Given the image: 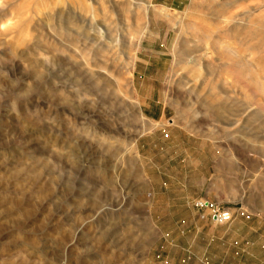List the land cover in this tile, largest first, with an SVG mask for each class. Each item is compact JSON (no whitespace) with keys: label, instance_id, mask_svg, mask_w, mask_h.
<instances>
[{"label":"rangeland","instance_id":"374dc122","mask_svg":"<svg viewBox=\"0 0 264 264\" xmlns=\"http://www.w3.org/2000/svg\"><path fill=\"white\" fill-rule=\"evenodd\" d=\"M260 36L264 0H0V264H264Z\"/></svg>","mask_w":264,"mask_h":264},{"label":"bare ground","instance_id":"6f19581e","mask_svg":"<svg viewBox=\"0 0 264 264\" xmlns=\"http://www.w3.org/2000/svg\"><path fill=\"white\" fill-rule=\"evenodd\" d=\"M67 21L69 22V20H67ZM101 24H102V22H101ZM101 30H102L101 28H98L99 32H101ZM65 31L67 32V30H65ZM232 33H233V35H235V37H237V38L240 37V29L239 28L235 29ZM66 34H68V33H66ZM100 36L102 37V35H100ZM260 38H261V40H263L264 37L260 36ZM122 47H123V45H122ZM226 50H227L226 51L227 53L225 54V58L231 60L232 56L234 57V59H236L238 57L237 53L235 51L231 50V48H229L228 46L226 47ZM128 52L125 53V57L121 60V63H127V61L131 59L130 54ZM186 55H187L186 53H183V56H186ZM220 61H223V60H220ZM222 66L225 67L224 64ZM86 67L89 70L92 69V67L101 68V69L103 68V70H105V74H103V75L98 74V73L97 74L96 73L93 74V76H97V77L94 78L95 80L89 86L90 87L89 90H90L91 94H94L97 91H99L100 93H107L108 92L107 89L112 87V91L110 90V92L112 94H114V95H115V93H117L118 99L122 100L123 102H126L128 100L129 94H130L129 85H128V83H124V84L120 83V82H122L120 80H123L122 79L123 76L121 75L120 71L117 68V62L116 61H113V60L104 61V60L99 59V57H97L96 60L93 61V63H90V64L87 63ZM227 67L230 68V75L229 76H233L234 82L236 84H242L241 80H242V76H244V72L242 71V67L240 65H238L237 63H234L233 65L232 64L231 65H227ZM193 72L194 71L191 70L190 73H193ZM80 76H82V75H80ZM125 82H127V81H125ZM120 92H121V94H120ZM140 117H141V119L144 122V126L147 127V128L151 127V129H155V128L159 127V126H162V125L166 124L164 122L159 123V124H155V123L149 122V121H148L149 122L148 123L146 121L147 119H145L143 114H141ZM112 133H114V132L112 131ZM106 135H108V137L106 139L112 138V137L109 136V134H106Z\"/></svg>","mask_w":264,"mask_h":264},{"label":"built area","instance_id":"2783aa9c","mask_svg":"<svg viewBox=\"0 0 264 264\" xmlns=\"http://www.w3.org/2000/svg\"><path fill=\"white\" fill-rule=\"evenodd\" d=\"M195 207L199 210H206L210 221L217 226L227 225L234 219V213L231 209L208 199L196 201Z\"/></svg>","mask_w":264,"mask_h":264},{"label":"crops","instance_id":"0c3cea01","mask_svg":"<svg viewBox=\"0 0 264 264\" xmlns=\"http://www.w3.org/2000/svg\"><path fill=\"white\" fill-rule=\"evenodd\" d=\"M250 167H251V168H253L254 170H258V169H259V168L257 169V167H258V166H257L256 164H254V165H253V164H251V166H250Z\"/></svg>","mask_w":264,"mask_h":264}]
</instances>
